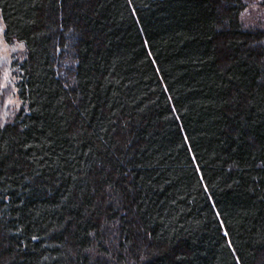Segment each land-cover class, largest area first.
Here are the masks:
<instances>
[{"label": "trees", "instance_id": "1", "mask_svg": "<svg viewBox=\"0 0 264 264\" xmlns=\"http://www.w3.org/2000/svg\"><path fill=\"white\" fill-rule=\"evenodd\" d=\"M249 7L0 0L4 41L23 44L0 264H264V20L246 25Z\"/></svg>", "mask_w": 264, "mask_h": 264}, {"label": "rangeland", "instance_id": "2", "mask_svg": "<svg viewBox=\"0 0 264 264\" xmlns=\"http://www.w3.org/2000/svg\"><path fill=\"white\" fill-rule=\"evenodd\" d=\"M250 3V7L242 15L243 22L246 25L264 20V0H246ZM264 23V21H263ZM3 23L0 18V83L7 85L6 89H0V122H8L13 115L19 111L16 108V103L20 102L17 98L16 88L14 86L15 76L13 70V61L20 60L23 54L21 44L13 42L7 44L3 38ZM7 73L5 79L4 74ZM6 99H12V105L4 106Z\"/></svg>", "mask_w": 264, "mask_h": 264}, {"label": "snow or ice", "instance_id": "3", "mask_svg": "<svg viewBox=\"0 0 264 264\" xmlns=\"http://www.w3.org/2000/svg\"><path fill=\"white\" fill-rule=\"evenodd\" d=\"M129 5H131V0H129ZM134 14H135V13H133V15H134ZM20 47H21V48L23 47V44H22V43H21ZM4 77H5V79H6V77H7V73L4 74ZM6 88H7V85H6L5 83H0V89H6ZM13 103H14V101H13L12 99H6V100H5V103H4V106L7 107L8 105H12ZM23 103L26 105L27 102L24 101ZM15 106H16L17 110H19V109L21 108V103H20V102H17ZM24 111H25V112H31V111H33V109H29V108H27V107H24ZM5 123H7V122H6V121H4V122H0V129H3V128H4ZM25 127H26V125H25ZM21 131H23V129H21ZM186 140H187V138L185 137V141H186ZM25 147H29V145H25ZM2 155H3V154H0V156H2ZM197 172H199V168H197ZM200 180H201V183H203V177H202V175L200 176ZM204 191H205V192L208 191L207 186L204 187ZM224 235L227 236L228 233L225 232ZM32 239L35 240V239H37V237H36V236H33ZM228 246H229L230 248L232 247V244H231L230 241H229V245H228ZM237 264H238V262H237Z\"/></svg>", "mask_w": 264, "mask_h": 264}]
</instances>
